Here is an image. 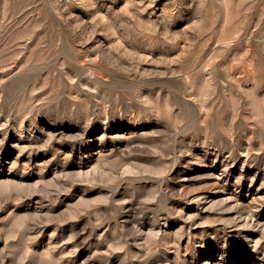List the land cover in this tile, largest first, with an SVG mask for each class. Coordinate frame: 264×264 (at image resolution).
I'll return each mask as SVG.
<instances>
[{"label": "rangeland", "instance_id": "rangeland-1", "mask_svg": "<svg viewBox=\"0 0 264 264\" xmlns=\"http://www.w3.org/2000/svg\"><path fill=\"white\" fill-rule=\"evenodd\" d=\"M0 264H264V0H0Z\"/></svg>", "mask_w": 264, "mask_h": 264}, {"label": "bare ground", "instance_id": "bare-ground-1", "mask_svg": "<svg viewBox=\"0 0 264 264\" xmlns=\"http://www.w3.org/2000/svg\"><path fill=\"white\" fill-rule=\"evenodd\" d=\"M262 64V63H261ZM6 200V199H5ZM12 201V200H11ZM7 203H8V201H7ZM13 203V202H12Z\"/></svg>", "mask_w": 264, "mask_h": 264}]
</instances>
